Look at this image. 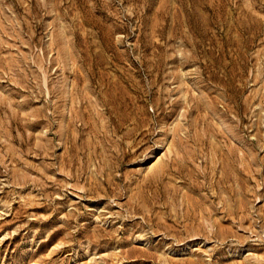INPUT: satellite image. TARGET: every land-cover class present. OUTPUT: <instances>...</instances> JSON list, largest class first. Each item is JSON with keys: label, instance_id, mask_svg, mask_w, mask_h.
<instances>
[{"label": "rangeland", "instance_id": "obj_1", "mask_svg": "<svg viewBox=\"0 0 264 264\" xmlns=\"http://www.w3.org/2000/svg\"><path fill=\"white\" fill-rule=\"evenodd\" d=\"M0 264H264V0H0Z\"/></svg>", "mask_w": 264, "mask_h": 264}, {"label": "bare ground", "instance_id": "obj_2", "mask_svg": "<svg viewBox=\"0 0 264 264\" xmlns=\"http://www.w3.org/2000/svg\"><path fill=\"white\" fill-rule=\"evenodd\" d=\"M33 124H34V123H32V126H34ZM233 158H234V157H233ZM236 158H237V157H236ZM236 158H234V159H236ZM236 160H237V159H236ZM243 160H244V159H242V160L238 159V161H243ZM224 161H225V160H224ZM230 161H231V160H230ZM225 162H226V161H225ZM236 162H237V161H236ZM227 163H228V162H227ZM228 164H229V163H228ZM154 165H155V164H153L152 166H150V167H149V170L153 169V168H154ZM224 165H225V163H224ZM232 165L234 166V164H232ZM235 165H236V164H235ZM221 166H223V165H221ZM226 167H227V166H226ZM235 167H236V166H235ZM238 167H239V166H238ZM238 169H239V168H238ZM239 173H240V170H239ZM242 173H243V172H242ZM242 173H241V174H242ZM224 177H225V176H224ZM221 179H222V178H221ZM226 179H227V178H226ZM226 179H225V180H226ZM221 182H222V180H221ZM223 183H224V182H223ZM221 184H222V183H221ZM196 187H197V186H196Z\"/></svg>", "mask_w": 264, "mask_h": 264}]
</instances>
